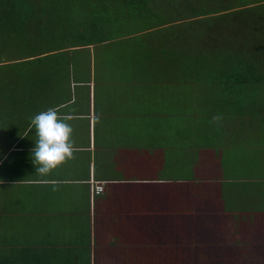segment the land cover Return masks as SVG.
Masks as SVG:
<instances>
[{"label":"crops","instance_id":"crops-1","mask_svg":"<svg viewBox=\"0 0 264 264\" xmlns=\"http://www.w3.org/2000/svg\"><path fill=\"white\" fill-rule=\"evenodd\" d=\"M54 56L0 91V264H264V128L198 140L191 114L165 112L163 88L126 78L111 50L69 48L52 71ZM48 108L74 152L42 175L31 117Z\"/></svg>","mask_w":264,"mask_h":264},{"label":"trees","instance_id":"trees-1","mask_svg":"<svg viewBox=\"0 0 264 264\" xmlns=\"http://www.w3.org/2000/svg\"><path fill=\"white\" fill-rule=\"evenodd\" d=\"M90 44L163 88L164 111L191 114L181 121L198 140L231 131L245 144L264 128V0H0V91L37 79L29 61L49 53L48 69L67 68L59 53Z\"/></svg>","mask_w":264,"mask_h":264},{"label":"clouds","instance_id":"clouds-1","mask_svg":"<svg viewBox=\"0 0 264 264\" xmlns=\"http://www.w3.org/2000/svg\"><path fill=\"white\" fill-rule=\"evenodd\" d=\"M31 125L37 137L31 149V160L35 171L46 175L72 158L73 127L65 119L60 118L54 108L36 113L31 117Z\"/></svg>","mask_w":264,"mask_h":264},{"label":"rangeland","instance_id":"rangeland-1","mask_svg":"<svg viewBox=\"0 0 264 264\" xmlns=\"http://www.w3.org/2000/svg\"><path fill=\"white\" fill-rule=\"evenodd\" d=\"M142 42H145L146 41V43H151L150 41H149V39L148 40H144V39H142L141 40ZM157 47H151L150 48V50H154V49H156ZM142 52H143V50H141ZM145 52H148V51H145ZM138 53H140V52H138ZM81 64V63H80ZM81 66H83V67H86L85 66V63H83ZM194 95H196V94H194ZM194 102H192V104H193ZM148 106V105H147ZM149 109L150 110H155L156 109V105H154V103L150 100V104H149ZM180 120H173L172 122H170V121H168V120H165L164 121V123H165V127L166 128H169V127H172V128H174V127H180ZM173 138H175V137H173ZM176 139V138H175ZM192 155H194V152L193 151H188V152H186V154L184 153V157L183 158H185V156L187 157V159H191V158H193V157H190V156H192Z\"/></svg>","mask_w":264,"mask_h":264},{"label":"built area","instance_id":"built-area-1","mask_svg":"<svg viewBox=\"0 0 264 264\" xmlns=\"http://www.w3.org/2000/svg\"><path fill=\"white\" fill-rule=\"evenodd\" d=\"M93 189H94V192H96V193L102 192L104 189L103 182L94 183Z\"/></svg>","mask_w":264,"mask_h":264}]
</instances>
